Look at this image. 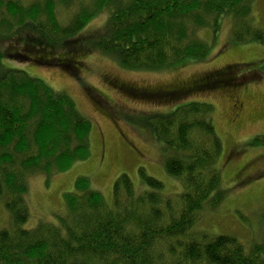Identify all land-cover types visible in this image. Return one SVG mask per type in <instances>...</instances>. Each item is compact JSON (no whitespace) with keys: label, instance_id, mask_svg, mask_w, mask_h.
Wrapping results in <instances>:
<instances>
[{"label":"trees","instance_id":"trees-1","mask_svg":"<svg viewBox=\"0 0 264 264\" xmlns=\"http://www.w3.org/2000/svg\"><path fill=\"white\" fill-rule=\"evenodd\" d=\"M254 1L0 0V39L16 34L11 43L16 50L2 53L0 47V203L8 219L0 227V264H264L263 245L245 246L236 236L197 227L201 214L220 206L228 189L217 164L223 145L211 120L213 105L191 98L239 88L250 73L261 77L264 60L250 72L228 65L163 89L108 81L140 100L172 106L147 119L162 150H169L164 169L181 181V191L166 196L161 181L140 168L145 187L134 188L126 174L120 175L108 206L81 176L62 194L65 210L53 215L55 221L28 229L23 226L29 177L65 171L89 157L91 123L67 92L54 91L2 61L33 60L76 74L80 64L58 58L63 48L58 42L104 13L103 35L94 44L79 43L78 53L98 47L128 70L173 69L204 60L209 48L199 31L215 32L226 15L233 42L263 43Z\"/></svg>","mask_w":264,"mask_h":264},{"label":"rangeland","instance_id":"rangeland-1","mask_svg":"<svg viewBox=\"0 0 264 264\" xmlns=\"http://www.w3.org/2000/svg\"><path fill=\"white\" fill-rule=\"evenodd\" d=\"M254 2L255 24L264 30V0ZM229 17L224 16L215 32L207 27L199 31L209 48L203 61H186L173 69L128 70L108 54L100 52L98 47H92L96 49L94 51L78 53L79 43L94 44L103 35L104 13L97 14L83 29L58 42L63 47L58 49V58L71 57L80 64L76 74L72 68L64 70L61 65L2 59L4 67L24 71L54 91L67 92L76 108L91 123L89 157L71 164L65 171L53 170L48 176L29 177L26 195L29 214L23 226L25 229L35 227L39 222L55 221L53 215L65 210L62 194L70 192L75 180L81 176L101 193L108 206H112V187L120 175L126 174L133 181L134 188L145 187L140 168L147 176L161 181L166 196H175L181 191V181L169 176L164 169L169 150H162L161 141L154 135L151 121L147 119L148 115L170 111L172 106L140 100L108 81L114 79L129 88L163 89L184 84L198 75L228 65L246 72L258 68L257 65L264 60V42H233V25H230ZM34 33L40 36V33ZM15 36L13 33L0 39L2 53L16 50L11 44L15 43ZM32 57L37 55L32 54ZM260 76L250 73L245 84L229 91L191 96L213 105L211 120L223 145L217 164L223 186L228 189L220 206L201 214L197 227L212 234L236 236L245 246L252 243L264 246V73L261 72ZM233 99L242 104L239 114L236 108L232 109ZM254 138H257L254 145H249ZM7 222V213L0 203V227Z\"/></svg>","mask_w":264,"mask_h":264},{"label":"flooded vegetation","instance_id":"flooded-vegetation-1","mask_svg":"<svg viewBox=\"0 0 264 264\" xmlns=\"http://www.w3.org/2000/svg\"><path fill=\"white\" fill-rule=\"evenodd\" d=\"M122 84V83H121ZM124 86V85H123ZM126 87V86H125ZM122 90H124V89H122ZM233 101V103H232V109H234V108H236L237 109V111H238V114H239V110H240V108H241V106H242V104H241V102H239V101H237V100H232ZM237 104V105H236ZM238 106V107H237Z\"/></svg>","mask_w":264,"mask_h":264}]
</instances>
